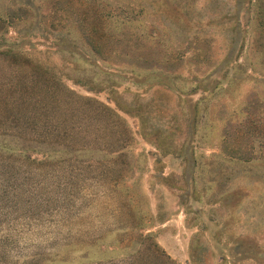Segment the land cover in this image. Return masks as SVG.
<instances>
[{"label": "rangeland", "instance_id": "obj_1", "mask_svg": "<svg viewBox=\"0 0 264 264\" xmlns=\"http://www.w3.org/2000/svg\"><path fill=\"white\" fill-rule=\"evenodd\" d=\"M7 251L264 264V0H0Z\"/></svg>", "mask_w": 264, "mask_h": 264}, {"label": "trees", "instance_id": "obj_2", "mask_svg": "<svg viewBox=\"0 0 264 264\" xmlns=\"http://www.w3.org/2000/svg\"><path fill=\"white\" fill-rule=\"evenodd\" d=\"M11 252H13V251H7L6 255L5 254L3 255L5 257V261H3V262H6V264H20L21 260L19 258H21V257L20 256H16V257L12 256ZM3 262H1V263H3Z\"/></svg>", "mask_w": 264, "mask_h": 264}]
</instances>
